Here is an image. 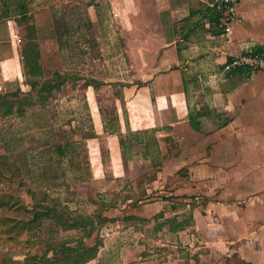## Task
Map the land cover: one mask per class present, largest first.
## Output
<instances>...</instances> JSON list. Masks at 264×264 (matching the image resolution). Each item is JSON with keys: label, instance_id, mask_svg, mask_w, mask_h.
I'll return each instance as SVG.
<instances>
[{"label": "crops", "instance_id": "crops-1", "mask_svg": "<svg viewBox=\"0 0 264 264\" xmlns=\"http://www.w3.org/2000/svg\"><path fill=\"white\" fill-rule=\"evenodd\" d=\"M5 1L9 7L0 3V96L24 91L34 67L42 84L54 83L58 75L63 88L71 80L66 65L53 55L60 50L53 8L47 6L54 0H41L46 6L36 10L31 6L39 0ZM214 1L80 0L102 54L89 61L100 72L78 79L84 109L78 108L77 123L70 122L76 138L64 145L85 149L91 175L70 180L100 196L131 195L115 206L120 211L129 208L135 191L144 199L163 195L172 178L196 187L195 205H185L193 212L190 227L201 225L203 211L209 234L222 229L224 244L238 249L240 260L264 264V73L226 70L244 51H264V0H242L229 35L216 28ZM88 80L101 88L86 86ZM115 86L120 91L101 93ZM31 90L49 100L55 95ZM26 112L15 108L12 115ZM203 181L205 205L198 194ZM154 184L163 187L156 191ZM180 187L170 196L192 201ZM147 201L138 204L151 219L158 203ZM124 235L129 232L111 241L138 245L151 240ZM137 250L117 254L118 263L148 259ZM104 260L100 251L85 264Z\"/></svg>", "mask_w": 264, "mask_h": 264}, {"label": "rangeland", "instance_id": "rangeland-1", "mask_svg": "<svg viewBox=\"0 0 264 264\" xmlns=\"http://www.w3.org/2000/svg\"><path fill=\"white\" fill-rule=\"evenodd\" d=\"M39 1L31 9L46 6ZM8 2L0 0L6 7ZM79 2L54 0L47 5L53 8L60 47L53 55L59 65H66L71 81L63 88H55V79L54 83L42 84L37 77L39 70L30 68L28 87L17 92V97L0 99V264H85L100 251L105 258L103 264H122L117 254L121 257L134 246L148 257L141 264H252L237 257L238 249L230 250L224 244L222 229L214 232L217 234L208 233L205 212L201 211V225L190 227L193 212L185 205H195L192 189L196 187L172 178L166 182L163 195L144 199L141 192L135 191L129 208L120 211L115 206L126 204V197L131 195L100 196L70 180L72 175H91L85 149L64 145L76 138L70 122L77 123L75 114H79L78 108L84 109L83 100L78 98L85 93L84 86L78 79L100 72L94 64L89 66V61L102 54L101 41ZM89 80L86 86L101 88ZM31 88L55 95L45 99L33 94ZM115 91L120 88L101 89L106 94ZM10 104L12 109H26V114L11 115ZM111 104V99L107 100L109 108ZM69 184L74 188L66 189ZM179 186L185 188L186 198L192 201L185 202L182 195L170 196ZM162 187L154 184L151 188L159 191ZM206 187L203 181L198 190L202 205ZM140 201H147L145 205L158 203L153 218L146 217L148 213L142 211ZM39 212L43 214L36 217ZM182 223L189 226L180 228L178 224ZM124 232H129L124 238L141 234L151 240L138 245L127 239L120 244L111 241V237L120 239Z\"/></svg>", "mask_w": 264, "mask_h": 264}, {"label": "built area", "instance_id": "built-area-1", "mask_svg": "<svg viewBox=\"0 0 264 264\" xmlns=\"http://www.w3.org/2000/svg\"><path fill=\"white\" fill-rule=\"evenodd\" d=\"M242 0H215L211 7L218 14L217 30L222 35H229L235 23L239 20V9ZM244 69L250 76L262 72L264 73V51L249 49L234 58L227 65L226 70Z\"/></svg>", "mask_w": 264, "mask_h": 264}, {"label": "trees", "instance_id": "trees-1", "mask_svg": "<svg viewBox=\"0 0 264 264\" xmlns=\"http://www.w3.org/2000/svg\"><path fill=\"white\" fill-rule=\"evenodd\" d=\"M36 62H38L37 58H36V60H35V63H36ZM61 78H62V77H60V76H58V75H55V78H54V79H55V83H56V84H55V86H56L55 88H57L59 85L62 84L63 81L61 80ZM64 80H65V79H64ZM17 92H19V91H17ZM17 92H16V93L9 94V95H7V96H0V99H11V97H17ZM12 106H13L12 104L9 105V112H10L11 115L14 113V109H15V108L12 109ZM185 225H186L185 223H182V225H181V224H178V226H179L180 228H184ZM178 231H179V230H178ZM94 257H95V256H94ZM94 257H93V258H94Z\"/></svg>", "mask_w": 264, "mask_h": 264}, {"label": "water", "instance_id": "water-1", "mask_svg": "<svg viewBox=\"0 0 264 264\" xmlns=\"http://www.w3.org/2000/svg\"><path fill=\"white\" fill-rule=\"evenodd\" d=\"M42 214H43L42 212H39V213H37L36 217H39V216H41Z\"/></svg>", "mask_w": 264, "mask_h": 264}]
</instances>
